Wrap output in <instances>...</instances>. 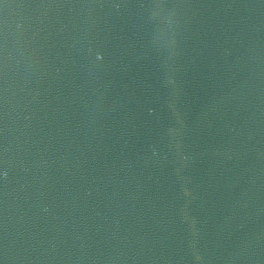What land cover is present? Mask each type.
I'll return each instance as SVG.
<instances>
[{
  "label": "water",
  "instance_id": "1",
  "mask_svg": "<svg viewBox=\"0 0 264 264\" xmlns=\"http://www.w3.org/2000/svg\"><path fill=\"white\" fill-rule=\"evenodd\" d=\"M0 264H264V0H0Z\"/></svg>",
  "mask_w": 264,
  "mask_h": 264
}]
</instances>
